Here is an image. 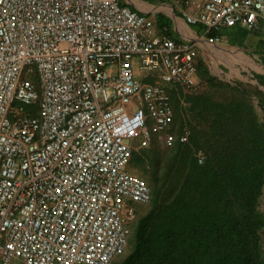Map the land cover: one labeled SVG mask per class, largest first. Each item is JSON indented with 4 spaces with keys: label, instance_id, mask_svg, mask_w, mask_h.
Wrapping results in <instances>:
<instances>
[{
    "label": "built area",
    "instance_id": "1",
    "mask_svg": "<svg viewBox=\"0 0 264 264\" xmlns=\"http://www.w3.org/2000/svg\"><path fill=\"white\" fill-rule=\"evenodd\" d=\"M184 6L186 22L208 32L264 30V0ZM199 55L154 36L121 0H0V264H111L124 252L130 202L151 201L128 170L135 147L125 139L174 144L169 89L197 88Z\"/></svg>",
    "mask_w": 264,
    "mask_h": 264
},
{
    "label": "trees",
    "instance_id": "2",
    "mask_svg": "<svg viewBox=\"0 0 264 264\" xmlns=\"http://www.w3.org/2000/svg\"><path fill=\"white\" fill-rule=\"evenodd\" d=\"M253 77L227 82L198 56L197 88L169 89L175 142L132 153L151 201L122 264H264V75Z\"/></svg>",
    "mask_w": 264,
    "mask_h": 264
},
{
    "label": "crops",
    "instance_id": "3",
    "mask_svg": "<svg viewBox=\"0 0 264 264\" xmlns=\"http://www.w3.org/2000/svg\"><path fill=\"white\" fill-rule=\"evenodd\" d=\"M121 2L147 17L154 36H167L176 43L194 44L200 52L199 57L208 63H219L220 71L226 75L230 71L226 73L225 66H231L234 70L233 79H223L217 74L216 76L221 79L257 85L258 81L253 76L264 75V30L254 32L242 25L220 28L215 31V36H218L220 41L211 43L210 32L203 25H189L183 18L184 0H121ZM189 10L194 11L193 8ZM250 61H253L256 67ZM137 149L141 147H135V150ZM128 170L136 175L130 166Z\"/></svg>",
    "mask_w": 264,
    "mask_h": 264
},
{
    "label": "rangeland",
    "instance_id": "4",
    "mask_svg": "<svg viewBox=\"0 0 264 264\" xmlns=\"http://www.w3.org/2000/svg\"><path fill=\"white\" fill-rule=\"evenodd\" d=\"M252 63L253 66L256 67V64H254L253 61H250ZM209 68L211 70V72L215 75L219 74L221 76V78L223 79H233V74L232 72L234 71L233 68L231 66H225V69H226V73H229L228 71H230L229 74H224L223 72L220 71L219 69V63H213V62H209ZM35 68V66H34ZM236 71V70H235ZM27 71L25 72V74L23 75V77L25 78L27 76ZM146 75V72H143V71H138V76L139 77H143ZM31 80L35 83L36 85V88H37V92L40 93L41 91V87H40V79H39V76L37 74V72L33 73V75H31ZM170 87V86H169ZM144 109H145V106L144 104L141 105ZM27 111H31V112H35L37 110V104H34L32 106H26L25 107ZM127 142H130V143H133L135 147L137 146H141L145 143V146L142 147V148H148L151 144H152V141H153V137L150 138L149 140L148 139H144L143 136L141 135H137L133 138L129 137V138H126L125 139ZM147 143V144H146ZM162 173V172H161ZM137 175V174H136ZM262 206L264 208V197L262 198ZM131 205L133 206V208L135 209V212H136V217L134 219V221L129 225V229H130V234L128 236V245L127 247L125 248L124 252L121 253L111 264H122L123 261L126 259V257L131 253V251L133 250V247H134V243H135V237H136V229H137V225H138V222H139V218L140 216L147 210L148 208V204L147 205H141L139 203H136V202H130ZM12 264H24L22 263L21 261H18V260H15L12 262Z\"/></svg>",
    "mask_w": 264,
    "mask_h": 264
},
{
    "label": "water",
    "instance_id": "5",
    "mask_svg": "<svg viewBox=\"0 0 264 264\" xmlns=\"http://www.w3.org/2000/svg\"><path fill=\"white\" fill-rule=\"evenodd\" d=\"M227 82H231V81H227Z\"/></svg>",
    "mask_w": 264,
    "mask_h": 264
}]
</instances>
